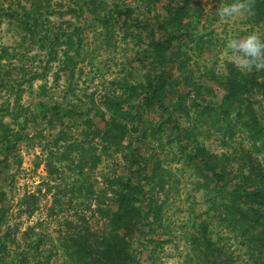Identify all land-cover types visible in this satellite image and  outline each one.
<instances>
[{
  "label": "rangeland",
  "instance_id": "374dc122",
  "mask_svg": "<svg viewBox=\"0 0 264 264\" xmlns=\"http://www.w3.org/2000/svg\"><path fill=\"white\" fill-rule=\"evenodd\" d=\"M120 3L133 7L136 16L140 19L148 18L153 23L157 16H166V0H120ZM221 3L227 4L226 0H201L205 9L204 17L191 28V35H187L184 49L187 48L191 54L192 68L197 75L211 73L223 82L234 67L228 59L227 40L245 36L252 31L264 37V20L256 24L252 8L240 15L221 19L216 14ZM18 4L29 8L32 15L38 18V27L37 39L33 42L12 23L13 20H8L3 15L0 21V119L9 128L24 134V140L17 147L18 157H9L8 163L1 165L4 170L0 171V190L5 192L6 202H11L12 214L9 221L13 240L11 243L6 241L10 248V257L6 262L80 264L62 246L58 237L73 234L74 226H79L78 221H75L76 214L78 212L80 215L83 209H87L86 214L93 230L105 228L107 220L93 214L95 201L91 200L94 195L92 192L82 199L74 195L72 207L53 214L55 212L50 207L54 194L62 200H68L69 195L63 196L65 188L79 175L67 169L62 170L63 163L54 158L55 165L62 170L61 177L49 180L46 169L48 154L57 151L54 140L60 130L68 132L70 142L86 139L83 133L87 127L84 121L86 118H92L101 128L106 126L104 119L99 116L101 112H107L104 105L106 100L125 97L127 85L142 81L147 72L156 68V63L151 62V50L146 51L145 44L141 45L140 42L139 45L123 29L126 26L129 32H137L131 22L126 25L123 24V19H113L108 25L99 22V15L108 14L109 9L96 11L86 0H0V9H15ZM110 6L112 7L111 3ZM57 35L60 41H56L54 48L59 57L65 50L62 44L69 36L78 42L80 55L75 60L67 63L51 59L49 48ZM145 35L146 33L143 34ZM42 37H45L49 48L45 49L39 44ZM202 82H208L213 87V93L208 97L202 94L198 106L209 110L218 109L225 94L224 88L214 79L207 81L203 77ZM178 88L184 90L183 85ZM56 104H59L61 112L76 111L72 114L74 119L71 120L66 115L61 119L52 118L51 112L57 108ZM187 104L191 106L190 101ZM17 107L22 108L26 115L15 118V115L5 113V110L10 112ZM254 107L264 121L262 96L255 97ZM193 112L192 110L190 121L187 117H182L184 125L191 128L192 138H195L192 143L187 139H176L178 133L171 125L154 142L142 137L140 132H129L122 143L128 149L120 147L117 152L109 144L98 165L85 169L86 183L93 185L92 189L100 195L107 190L104 195L105 203L113 209L116 204L113 192L109 191L111 184L116 186V180L129 177L135 180L129 173L126 158L129 150L146 158L155 156L148 168L152 169L154 161L158 159L172 173L174 179L171 187H146L149 189L148 193L162 203V221L156 232L151 233L149 227H145L146 233L142 239L134 241L140 264H205L198 257L192 238L204 222L211 224L215 233L220 230L222 235H235L218 223L225 214L223 204L227 198L215 196L210 186H205L198 160L192 163V160L186 159L199 144L205 149L206 159L209 155H214L216 161L227 168L236 169L244 165L243 158L250 151L249 139L243 132H237L233 137L225 136L211 124H201L195 119L198 116L196 113L193 115ZM106 117L109 118L110 114ZM154 120L159 122L158 116ZM88 139L87 142L95 143L102 150L100 137ZM62 146L59 145L61 151ZM251 153L264 163V151ZM17 158L20 160L19 164L16 162ZM39 191V209L31 216L23 214L18 217V207L23 196ZM211 197H215L217 203L213 204ZM67 216L73 220L72 227L66 225ZM7 229L4 225L0 235ZM238 232V235L242 234L241 231ZM232 242L231 249H236L238 243ZM239 247L241 249L238 252H243L245 246ZM233 252L237 253L236 250Z\"/></svg>",
  "mask_w": 264,
  "mask_h": 264
},
{
  "label": "trees",
  "instance_id": "16d2710c",
  "mask_svg": "<svg viewBox=\"0 0 264 264\" xmlns=\"http://www.w3.org/2000/svg\"><path fill=\"white\" fill-rule=\"evenodd\" d=\"M86 1L96 11L109 9L108 14L98 16L99 22L104 25L110 24L113 19L116 21L123 19L124 25L131 22L137 32H129L126 26L123 29L135 38L139 45L140 42L141 45L145 44L146 51L151 50L153 58L151 62L156 63V68L147 72L142 81L127 85L125 97L106 100L104 105L107 112L99 114L105 121L104 131L92 118H86L84 121L87 127L83 130L86 139L69 142V134L65 130H60L56 136L54 147L57 151L48 154L46 160L49 180L60 178L63 169L78 173L79 177L65 188L63 196L69 195L68 200H62L60 196L54 194L50 210L55 212L53 214L64 211L72 207L74 195L82 199L87 198L92 192L94 195L91 196V200L95 201L93 214L107 220L105 228L93 230L86 214L87 209L81 210L80 215L77 212L75 221H78L79 226H74L73 234L58 237L62 246L80 264H140L134 241L142 239L146 233L145 227H149L151 233L156 232L162 221V203L154 199V195L148 193L149 189L146 187L159 186L162 189H166V186L171 187V181L174 179L172 173L166 170L158 159L154 161L152 169L148 168L155 156L146 158L129 150L126 152V158L129 162V173L131 172L135 180L129 177L116 180V186L111 184L109 191L113 192L116 204V208L113 209L105 203L104 195L107 190L100 195L92 189L93 185L86 183L85 169L98 165L102 153L109 148V144L110 147L114 146L117 152L120 147L123 150L128 149L129 147L122 146V143L129 132H140L142 137L154 142L171 125L178 133L176 139H187L192 143L195 138H192L191 128L184 125L182 117H187L190 121L193 110V115L196 113L198 116L195 119L201 124H211L217 131L230 137L237 132H243L250 143V151L246 152L243 158L244 165L236 169L227 168L216 161L214 155H209L206 159L205 149L199 144L195 146L193 153L185 158L192 160V163L198 160L205 186H210L215 196L227 198L223 204L225 214L218 223L235 234L222 235L220 230L219 233H215L211 224L202 223L200 230L192 236L198 257L205 264H264V163L251 153L258 154L264 151V121L254 107L256 96L264 98V72L253 71L244 75L233 67L223 82L211 73L203 76L194 72L191 54L184 47L187 35H191V28L204 17L205 9L201 5V0H166V16H157L154 23L148 18L140 19L135 15L133 7L122 5L120 0ZM226 2L232 4L236 0ZM251 8L254 11L252 16L254 22L262 23L264 0H251ZM3 15L8 20H13L12 23L33 42L37 39L38 18L32 15L29 8L19 4L15 9L1 8L0 21ZM56 41H60L58 35L51 48L45 37H42L41 42H37L43 48H49V56L53 61L59 59L69 63L80 55L78 42L69 36L62 44L65 50L59 57L54 48ZM203 77L207 78V81L214 79L225 90L216 110L198 106L202 94L208 97L213 93V87L208 82H202ZM180 85L184 86V90L178 88ZM188 101L191 102L190 107ZM58 105L56 104L57 108L51 112L52 118L61 119L66 115L71 120L74 119L72 114L76 111L61 112ZM5 113L15 115V118L26 115L19 107L10 112L5 110ZM108 114L109 118L106 117ZM156 116L159 122L154 120ZM5 125L0 119V156H3V159H0V171L4 170L1 165L7 164L9 157H18V144L24 140L22 132ZM88 137H91L90 140L100 137L102 150H99L95 143L87 142ZM59 145H63L62 151ZM54 158L63 163L62 170L60 166L55 165ZM19 161L17 158L18 164ZM40 196L41 191L26 193L20 200L18 217L23 214L33 215L39 209ZM211 199L213 204L218 201L215 197ZM6 201L5 192L0 190V231L3 232L4 225L8 228L0 235V264H8L6 262L10 257L8 242L11 243L13 240L10 232L12 225L9 221L12 217L11 202ZM89 207L91 209V204ZM65 220L66 225L72 227L73 220L68 216ZM238 230L241 231V235H238ZM232 241L238 243L236 249H231ZM239 245L245 246L243 252H238L241 249Z\"/></svg>",
  "mask_w": 264,
  "mask_h": 264
},
{
  "label": "clouds",
  "instance_id": "9594fccd",
  "mask_svg": "<svg viewBox=\"0 0 264 264\" xmlns=\"http://www.w3.org/2000/svg\"><path fill=\"white\" fill-rule=\"evenodd\" d=\"M251 9V0H236L232 4L221 3L216 14L221 18H231ZM228 59L240 73L247 75L253 71L264 72V37L252 31L242 37L229 38L226 43Z\"/></svg>",
  "mask_w": 264,
  "mask_h": 264
}]
</instances>
